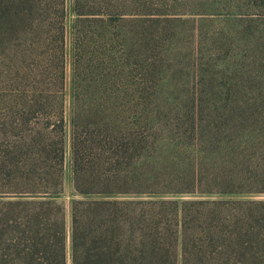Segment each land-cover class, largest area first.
Here are the masks:
<instances>
[{
    "label": "trees",
    "instance_id": "trees-1",
    "mask_svg": "<svg viewBox=\"0 0 264 264\" xmlns=\"http://www.w3.org/2000/svg\"><path fill=\"white\" fill-rule=\"evenodd\" d=\"M70 1L0 0V264H264V37L226 58L235 99L209 130L195 95L153 92L176 40L216 42L190 0Z\"/></svg>",
    "mask_w": 264,
    "mask_h": 264
},
{
    "label": "rangeland",
    "instance_id": "rangeland-1",
    "mask_svg": "<svg viewBox=\"0 0 264 264\" xmlns=\"http://www.w3.org/2000/svg\"><path fill=\"white\" fill-rule=\"evenodd\" d=\"M70 3L69 0V5ZM187 3L195 6V8L190 10V14L184 16L192 21L193 27H198L200 23L205 22L214 31L211 36L215 38L216 42L214 44L205 43L200 47V53H198L187 49L189 42L187 34L176 40L177 48L176 50L174 48L172 55L159 61L157 60L158 57L155 59V66L152 69L155 84L153 92L157 98L164 97V100L168 101L178 100L180 104L190 102L193 95H195L196 101L199 103L197 117L198 121L203 122V127L209 130L211 128L217 130L220 126L226 128L222 122L230 117L231 112L228 109V104L229 101L235 99V96L230 97L229 83L224 85L226 79L228 81L230 78L231 72L229 66L225 67L226 58L230 61L229 65H232L235 61L234 57L238 55L237 61L243 63L242 56L246 53L245 51H252L251 53H253V47H251L253 34H251V31L257 28L254 30V35L264 37V0H190ZM200 7L201 10H198ZM203 17L206 18L205 21ZM72 19L73 16L69 10L67 17L69 35L67 74L69 84L72 75L70 37ZM201 59H203V62H209L212 65L205 78L201 75L199 68L196 67ZM67 100H69L68 93ZM163 104L166 103L163 101ZM170 115L175 117L172 113ZM67 118L68 146L64 190L61 199L69 207L73 198L69 102L67 103ZM209 146H211L210 143L201 145L205 150ZM184 151L186 150L184 149ZM202 157L199 154L198 160L201 161ZM249 197L264 199V195L257 194ZM180 198L188 199L190 196L184 194Z\"/></svg>",
    "mask_w": 264,
    "mask_h": 264
}]
</instances>
